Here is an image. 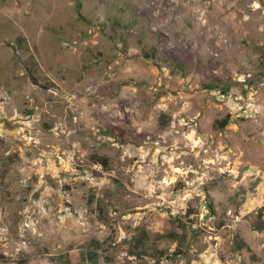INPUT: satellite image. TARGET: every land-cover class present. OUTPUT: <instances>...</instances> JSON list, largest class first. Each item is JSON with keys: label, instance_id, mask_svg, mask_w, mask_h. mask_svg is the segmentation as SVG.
<instances>
[{"label": "rangeland", "instance_id": "374dc122", "mask_svg": "<svg viewBox=\"0 0 264 264\" xmlns=\"http://www.w3.org/2000/svg\"><path fill=\"white\" fill-rule=\"evenodd\" d=\"M0 264H264V0H0Z\"/></svg>", "mask_w": 264, "mask_h": 264}, {"label": "trees", "instance_id": "16d2710c", "mask_svg": "<svg viewBox=\"0 0 264 264\" xmlns=\"http://www.w3.org/2000/svg\"><path fill=\"white\" fill-rule=\"evenodd\" d=\"M80 10H81V5L77 4V12L79 14H80ZM217 124H220V127L224 128V127H226L228 125V121L227 120L222 121V122L218 121ZM94 162L101 164L105 168H108L110 160H109L108 157H105V156H98V157L95 156L94 157ZM262 215H263V212H260V217H263ZM179 225H180V223H179ZM256 230H259V231L263 230V226H257ZM143 243H144L143 238L136 239L134 241V247L139 249L140 247H143Z\"/></svg>", "mask_w": 264, "mask_h": 264}]
</instances>
